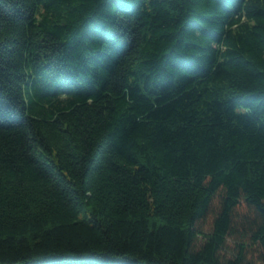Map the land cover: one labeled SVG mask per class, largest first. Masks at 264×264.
<instances>
[{"label":"trees","instance_id":"obj_1","mask_svg":"<svg viewBox=\"0 0 264 264\" xmlns=\"http://www.w3.org/2000/svg\"><path fill=\"white\" fill-rule=\"evenodd\" d=\"M252 247L264 264V0H0V264Z\"/></svg>","mask_w":264,"mask_h":264},{"label":"rangeland","instance_id":"obj_2","mask_svg":"<svg viewBox=\"0 0 264 264\" xmlns=\"http://www.w3.org/2000/svg\"><path fill=\"white\" fill-rule=\"evenodd\" d=\"M216 211V210H215ZM213 214H214V212L210 215V216H208L205 220H204V222H202V224H203V227L205 228V229H209L210 228V225H211V220H212V218H213ZM229 248H230V250L231 251H234L235 250V242L234 241H231L230 242V244H229ZM258 252H259V250H258V248H256V247H252V248H250L249 250H248V256H247V261H251V263L252 264H262L261 263V260H260V258H259V254H258Z\"/></svg>","mask_w":264,"mask_h":264}]
</instances>
